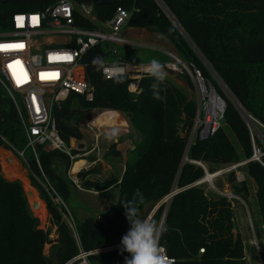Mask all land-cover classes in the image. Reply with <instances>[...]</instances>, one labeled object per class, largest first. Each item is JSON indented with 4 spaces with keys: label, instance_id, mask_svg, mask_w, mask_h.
<instances>
[{
    "label": "trees",
    "instance_id": "trees-1",
    "mask_svg": "<svg viewBox=\"0 0 264 264\" xmlns=\"http://www.w3.org/2000/svg\"><path fill=\"white\" fill-rule=\"evenodd\" d=\"M58 1L8 0L0 7V29L9 30L15 14L43 12ZM118 7L130 13L128 29L163 36L184 63L201 71L203 79L212 84L215 92L213 75L232 99L219 92L225 103L224 127L220 126L212 136L193 144L189 151L191 162H184L185 145L197 113L194 101L188 100L167 78L160 84L161 99H154L151 77L141 79V92L133 95L127 90V80H105L99 66L88 67V80L95 90L94 100L86 102L75 96L55 109L54 118L61 138L68 144L71 140L82 141L78 124L88 112L114 111L126 115L142 140L135 143L131 152L134 156L126 162L118 185L117 204L97 219L85 218L78 226L83 250L107 247L129 230L122 205L132 199L136 189L144 196L143 204L139 205L140 214L147 206L153 207L178 189L167 207L159 240L174 264H246L244 244L234 227L235 201L216 192L209 196L203 185H195L205 173L194 162L203 163L208 172L214 174L226 165L248 161L244 166L245 176L256 185L253 229L264 262V157L262 163L250 161L253 155L250 131L235 105L264 125V0H120L115 5L95 8V16L106 21ZM84 25L91 28L89 24H81ZM96 51L98 48L92 52L89 63L93 62ZM123 52L124 60L130 61ZM176 76L177 80L191 84L188 75ZM5 105L6 109L0 114V136L20 146L15 136L20 135L15 105L9 99ZM229 133L233 134L234 142ZM115 147L112 145L108 154L120 156ZM38 153L41 171L32 156L23 165L32 176L43 174L67 201L72 191L54 165L63 164L67 172L71 158L62 152L41 148ZM72 153L75 155L78 150L73 149ZM95 173L94 169L78 173L85 190L104 193L118 183L115 179L90 178ZM227 179L233 184V194L248 202V198L242 196L246 193L243 188L246 179L236 183L234 172L228 173ZM164 210L162 205L152 218L158 224ZM48 211L56 226L54 241L37 231L21 183L5 178L0 166V264H65L78 253L57 207L49 203ZM47 241L51 250L49 257L44 258L42 249ZM126 255L127 252L120 251L109 257Z\"/></svg>",
    "mask_w": 264,
    "mask_h": 264
},
{
    "label": "built area",
    "instance_id": "built-area-1",
    "mask_svg": "<svg viewBox=\"0 0 264 264\" xmlns=\"http://www.w3.org/2000/svg\"><path fill=\"white\" fill-rule=\"evenodd\" d=\"M94 11L95 8L90 4L76 0H59L43 12L15 14L12 17L11 28L0 32V46L22 45V47L0 48V86L11 96H19L21 99V103L16 100L14 105L22 138L19 142L23 148L20 149L18 145L9 143L0 136L4 150L11 158L8 159V163L27 164L29 156L39 163L40 148L44 151L62 152L71 160L77 156L72 153L74 147L61 138L54 111L75 96L82 97L86 102L94 100L95 90L88 80L87 69L93 64L88 60L96 48L98 51L94 53L92 59L100 57L95 65L100 67L105 80L125 79L128 81L127 90L130 94L136 95L141 92L139 83L141 79L149 77L145 72L149 63L125 61L122 55L123 50L125 53L131 47V42L123 35L127 29L130 13L118 7L110 19L100 21ZM82 23L89 24L91 28L81 26ZM164 54L168 58V62L163 63L167 73L188 75L200 88L204 111L202 106L199 107L196 130L198 129V139L206 140L220 128L225 103L220 97H216L213 86L212 89L209 88V81L203 79L199 69L184 63L175 52L164 51ZM41 74L48 75L42 78ZM207 97L208 103L205 101ZM239 112L251 135L253 155L250 161L262 163L264 125L242 110ZM253 132L263 144V148L255 145ZM258 134L262 137L261 140ZM247 162L243 161L214 174H210L201 162L194 163L203 169L206 176L210 174L213 177L215 175L220 177L234 172L237 182L242 183L245 181V176L240 175L236 170L245 166ZM74 177L73 183L78 184L77 177ZM216 178L218 177L205 182L206 177H203L195 185L212 184ZM212 187L217 194L231 201L239 200V197L231 191L220 192L213 185ZM174 191L160 203V206H165L158 224L161 230L167 207L176 194ZM65 221L78 248V253L65 264H108L106 259L97 261L96 258L120 252V244L84 251L78 225L71 216L65 217ZM159 247L166 264H174V260L160 242ZM200 253H204V250H200ZM126 256L111 257L116 260L115 264H124Z\"/></svg>",
    "mask_w": 264,
    "mask_h": 264
},
{
    "label": "rangeland",
    "instance_id": "rangeland-1",
    "mask_svg": "<svg viewBox=\"0 0 264 264\" xmlns=\"http://www.w3.org/2000/svg\"><path fill=\"white\" fill-rule=\"evenodd\" d=\"M175 28L178 29V26L173 23ZM127 28L123 35L128 38L133 43L131 44V47L127 49L125 52L127 53V57L131 62L134 63H150L152 59H157L160 62L166 63L168 62L167 56H165L164 51H170L175 52L174 48L170 46V44L167 42V40L157 34V33H149L147 31L143 30H137L135 31H128ZM4 30L0 29V32H3ZM145 32V33H143ZM124 51V50H123ZM124 53V52H123ZM176 75L169 74L167 76V79L170 80L175 87L180 89L182 93L186 96L188 100H192L195 102L196 105V112H198L199 107L202 106V109L204 111V100L202 97V93L200 92L199 86L191 80V84H189L187 81L182 82L176 79ZM213 79L216 85V91L215 95L216 97H220L222 99V93L223 95H226L230 99L231 96L229 95V92L226 90L224 85L216 78L215 75H213ZM214 90V89H213ZM219 92H222L221 95ZM11 100L13 103H15L16 100H18L19 103H21V99L19 96L13 97L11 96L2 86H0V114L3 110L6 109L5 101ZM223 100V99H222ZM205 101L207 103L209 102V98H205ZM238 110L241 111L240 107L235 103ZM103 112V111H102ZM102 112H88L85 116V118L80 121L78 124V127L83 134V141H76L71 140V144L73 142L74 149L78 150L77 156L74 157L73 160H71V166L70 169L67 170L63 164L57 163L54 165L55 171L58 173L59 176L64 178L70 187V190L72 191L71 197L64 201L56 192V189L43 174H32L29 172L28 168H26L23 164H18L17 167L12 168L11 166L15 165V162L13 164L8 163V159H11L9 156V153L4 150V147L0 146V166L2 170V174L10 181H19L22 185L24 194L27 199V203L30 209V213L35 223V228L37 231L43 233V235L51 241H54L57 237L56 233V226L53 224L52 218L48 211V204H52L55 207H57L60 214L63 216V219L65 220V217L71 216L72 219L75 221L76 225H80L83 220L87 217H91L93 219H97L101 217L104 213H106L108 210L112 208V206L116 205L119 200V184L120 180L124 174V169L126 168V162L134 156V154L131 152L134 149L135 143H138L142 140V136L139 134V132L134 129L132 126L130 127V122L128 124V118L123 112H119V116L117 115V112L112 113L108 112V115L113 122V124H118L119 127H112L111 125H106L104 128H100L98 124V115ZM197 116V113H196ZM201 116H203V112H201ZM243 118V116H242ZM91 122L94 126H89V123ZM222 127H224V123L221 121ZM128 124V126H127ZM98 127V129L96 127ZM177 126H179L177 124ZM126 128L124 130H121V128ZM113 128L119 129V136L116 139H109L108 134ZM196 119L193 126V129L190 133V136L187 140V143L185 145V153L183 157L184 162H191L189 160V151L193 144H195L198 139V129L196 130ZM257 133V132H256ZM181 134V133H180ZM255 137V145L260 146L263 148V144L257 139L255 132H253ZM98 135V137H96ZM232 142H234V136L233 134H230ZM16 138L20 141L22 140L20 135H15ZM181 136H184L181 134ZM258 137L261 140V136L258 134ZM8 139V138H6ZM123 140L125 142L121 143ZM127 140V141H126ZM20 144V143H19ZM112 145L116 146V150L120 152V156H114L109 155L108 151L112 147ZM82 146V147H81ZM20 149L23 148V145L20 144ZM95 147V148H94ZM90 150V151H89ZM89 151V152H88ZM88 152V153H87ZM86 159L85 161H83ZM76 163H86L83 167L81 172H86L88 170H96L95 175L90 176V178L95 180H101L99 179V174L102 175V177L106 178L109 177L111 173H105L108 170V167L115 168L116 175V181L118 183L111 188L109 191L106 192H95L93 190H85L78 179V172L74 173L73 168L75 167ZM242 163V162H241ZM203 164V163H202ZM239 164V163H238ZM38 170L41 171V162L36 163ZM236 164H230L222 167L221 169L232 167ZM104 168V169H103ZM10 169V170H9ZM12 169V170H11ZM9 172H8V171ZM113 170V169H112ZM123 170V172H122ZM245 169L244 166L238 168L236 170L237 173L240 175L245 176ZM122 174V175H121ZM230 174V173H229ZM100 175V176H101ZM76 176L78 184L73 183L72 179H74ZM228 174H224L218 178H216L212 184L205 183L203 186L206 188V193L210 196L212 194L211 192H215L212 185L219 190L220 192H223L225 190L231 191L233 193L232 186L233 184L228 183L227 179ZM206 175H204V178ZM247 176H245V179ZM236 183L237 180H236ZM244 189H246V193H243V198H248V202L244 201L242 198L239 197V200H236L233 204L235 207L234 211V227L235 229L240 230V236L244 244L245 248V258H246V264H262L261 259L259 257V246L257 241L254 242V234L251 231L252 223H250V219H256V209H255V200L254 195L256 191V185L253 183V181L250 178L246 179V183L243 186ZM31 192L32 196L30 198L27 197V193ZM241 196V197H242ZM39 203L38 210H33L32 206L33 203ZM160 203H157L153 207L147 206L145 210L141 214V218H153L154 215L159 210ZM247 203V204H246ZM247 209V210H246ZM249 212V214H247ZM237 226V227H236ZM238 230V232H239ZM236 232V233H238ZM120 240L115 241L113 243H110L108 246L120 244ZM256 243V244H255ZM51 250V245H49L48 241L43 244L42 249V256L44 258H48ZM103 259H106V262L108 264H115L116 260L112 257H109V255H104L102 257Z\"/></svg>",
    "mask_w": 264,
    "mask_h": 264
},
{
    "label": "clouds",
    "instance_id": "clouds-1",
    "mask_svg": "<svg viewBox=\"0 0 264 264\" xmlns=\"http://www.w3.org/2000/svg\"><path fill=\"white\" fill-rule=\"evenodd\" d=\"M100 57L93 59L95 65ZM147 76L153 79L150 86L154 99H161L160 84H162L168 73L165 66L157 59H152L146 66ZM119 129L113 128L108 134L109 139H116L119 136ZM144 196L140 189H136L131 200L123 203L125 217L129 224V230L122 236L120 241L121 253L127 252L124 264H166L161 254L159 240L162 235L161 227L152 219L141 218L139 205L143 204Z\"/></svg>",
    "mask_w": 264,
    "mask_h": 264
},
{
    "label": "water",
    "instance_id": "water-1",
    "mask_svg": "<svg viewBox=\"0 0 264 264\" xmlns=\"http://www.w3.org/2000/svg\"><path fill=\"white\" fill-rule=\"evenodd\" d=\"M8 0H0V7L5 4ZM81 3H85V4H90L92 5L94 8H101V7H105V6H110V5H115L117 4L120 0H78ZM209 84V88L212 89V85L210 82H208ZM78 106V102L76 101L74 103V107L76 108ZM176 194L179 192L178 189L175 190ZM174 191V192H175ZM175 194V195H176ZM32 193L28 192L27 193V197H31ZM39 208V203L35 202L33 203L32 209L33 210H38Z\"/></svg>",
    "mask_w": 264,
    "mask_h": 264
},
{
    "label": "crops",
    "instance_id": "crops-1",
    "mask_svg": "<svg viewBox=\"0 0 264 264\" xmlns=\"http://www.w3.org/2000/svg\"><path fill=\"white\" fill-rule=\"evenodd\" d=\"M137 30H139V29H129L128 31H137ZM143 31H145V30H143ZM143 33H145V32H143ZM129 40V39H128ZM130 41V40H129ZM131 42V44L133 43L132 41H130ZM129 49V48H128ZM107 112V111H106ZM109 112H112V113H115L114 111H109ZM117 115L119 116V112L117 113ZM128 124H129V121H128ZM128 124H127V126H128ZM106 125H111L112 127H119V125L118 124H111V123H109V124H107L106 123ZM130 125V124H129ZM89 126H94V125H92L91 124V122L89 123ZM96 127V126H95ZM130 127H131V125H130ZM97 129H98V127H96ZM127 128V127H126ZM125 127L124 128H121V130H124V129H126ZM120 129V128H119ZM83 135V134H82ZM83 141V140H82ZM122 141V140H121ZM127 141V140H126ZM123 142H125V140H123L121 143H123ZM70 145L71 146H73V142H72V144H71V142H70ZM82 147V146H81ZM95 148V147H94ZM90 151V150H89ZM88 151V152H89ZM87 152V153H88ZM86 159H84L83 161H85ZM83 169V168H82ZM82 169L79 171V172H81L82 171ZM104 169V168H103ZM113 169V170H112ZM115 168H113V166L111 167V168H109L108 167V170L105 172V173H111L110 175H109V177H106V178H104V177H102V175L101 174H99V179H101V180H113V179H116V175H114V173H115ZM78 172V173H79ZM122 172H123V170H122ZM101 175V176H100ZM122 175V174H121ZM254 183V182H253ZM255 184V183H254ZM256 192V191H255ZM254 199V198H253ZM247 210V209H246ZM234 211H235V207H233V214H234ZM247 214H249V212L247 213ZM233 217H234V215H233ZM233 220H234V218H233ZM251 221H252V219H250V223H251ZM235 223V222H234ZM237 227V226H236ZM239 230V229H238ZM238 230L237 229H235V232H238ZM251 231H252V233L254 234V229H253V223H252V228H251ZM238 233H240V230H239V232ZM255 241H257L256 240V238H255V236H254V242ZM259 253V257H260V259H261V256H260V252H258ZM261 262H262V264H264V262L262 261V259H261Z\"/></svg>",
    "mask_w": 264,
    "mask_h": 264
},
{
    "label": "bare ground",
    "instance_id": "bare-ground-1",
    "mask_svg": "<svg viewBox=\"0 0 264 264\" xmlns=\"http://www.w3.org/2000/svg\"><path fill=\"white\" fill-rule=\"evenodd\" d=\"M211 101L213 102L214 101V98L213 99H211ZM108 112L109 111H104V112H102V113H100L99 115H98V124H99V127L102 129V128H104V127H106V123L107 124H109V123H111V124H113V122L111 121V119H110V117H109V115H108ZM11 164H13L14 162H10ZM85 164L86 163H76L75 164V167L73 168V171H74V173H77V172H79L84 166H85ZM17 167L18 165H17V163L15 162V165L14 166H11L12 168H14V167ZM15 167V168H16ZM10 170V169H9ZM12 170V169H11ZM8 171V170H7ZM9 172V171H8ZM215 177H219V175H215ZM215 177H213V176H210V174H207V176H206V179H205V182H210L211 180H212V178H215ZM30 198V197H29Z\"/></svg>",
    "mask_w": 264,
    "mask_h": 264
},
{
    "label": "snow or ice",
    "instance_id": "snow-or-ice-1",
    "mask_svg": "<svg viewBox=\"0 0 264 264\" xmlns=\"http://www.w3.org/2000/svg\"><path fill=\"white\" fill-rule=\"evenodd\" d=\"M18 19H22V18H18ZM33 19L35 20L36 18L34 17ZM7 47H22V45L21 46H0V48H7ZM16 63L18 64L19 61H17ZM9 67H11V65ZM45 75H48V74H41L42 78H44Z\"/></svg>",
    "mask_w": 264,
    "mask_h": 264
}]
</instances>
